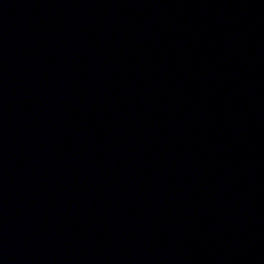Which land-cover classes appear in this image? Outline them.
<instances>
[{"label":"water","instance_id":"obj_1","mask_svg":"<svg viewBox=\"0 0 264 264\" xmlns=\"http://www.w3.org/2000/svg\"><path fill=\"white\" fill-rule=\"evenodd\" d=\"M0 264H264V0H0Z\"/></svg>","mask_w":264,"mask_h":264}]
</instances>
